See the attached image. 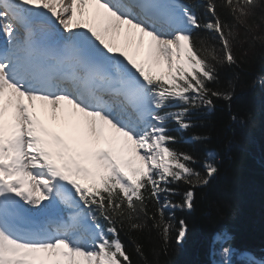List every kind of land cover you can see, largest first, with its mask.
Instances as JSON below:
<instances>
[{"label": "snow or ice", "instance_id": "6c2138e0", "mask_svg": "<svg viewBox=\"0 0 264 264\" xmlns=\"http://www.w3.org/2000/svg\"><path fill=\"white\" fill-rule=\"evenodd\" d=\"M204 7L202 18L178 0H0V264H133L120 231L148 221L165 245L173 231L182 243L187 224L173 213L193 210L218 153L205 154L201 175L168 125L187 130L193 110L231 101L238 77L226 91L210 85L238 66L237 26L259 28L249 21L264 0ZM232 251L222 246L217 264H232Z\"/></svg>", "mask_w": 264, "mask_h": 264}, {"label": "trees", "instance_id": "16d2710c", "mask_svg": "<svg viewBox=\"0 0 264 264\" xmlns=\"http://www.w3.org/2000/svg\"><path fill=\"white\" fill-rule=\"evenodd\" d=\"M179 2L202 18L205 16L204 0ZM217 11L222 20L233 23L226 9L218 7ZM261 15L264 9L258 8L250 19V23L254 19L260 25L252 32L237 26L233 52L238 66L219 68V84L210 85L226 91L227 81L238 77L231 101L215 100L210 112L203 107L193 110L192 126L187 130L175 122L168 125L169 134L176 137L171 146L192 155L197 161L192 167L201 175H205L202 164L207 151L218 153V172L207 185L193 189V210L177 209L173 213L177 222L183 219L187 224L186 236L177 244L173 231L165 245L151 221L143 230L120 231L133 264H210L211 238L223 229L231 237L229 246L264 259V41L252 39L264 34V24L258 18ZM195 34L205 35L202 31ZM233 114L237 121L231 120ZM194 136L207 139L195 140ZM188 187L182 182L178 185L181 194ZM181 199L182 195L172 197L173 202ZM150 210L155 212V206ZM137 244L141 245L143 256L137 254Z\"/></svg>", "mask_w": 264, "mask_h": 264}, {"label": "rangeland", "instance_id": "374dc122", "mask_svg": "<svg viewBox=\"0 0 264 264\" xmlns=\"http://www.w3.org/2000/svg\"><path fill=\"white\" fill-rule=\"evenodd\" d=\"M133 53H134V51H133ZM133 53H131L130 56H132ZM142 54L143 53L141 52L140 55H136V56H134V58L137 59V61H139L140 59H142ZM164 71H165V69H160V70L159 69H155L154 70V74H160V73H162ZM51 127H52V129L54 131H58V132L60 131L59 127L57 125H55V124H53ZM202 169L204 170L203 164H202ZM224 233L225 232H220V233L215 234L213 236L212 240H211L212 243L210 244V253H209L210 264H217V261L220 260V256H219L220 249L222 248V246H228V245H226V243H224L221 240V236ZM250 258H251V256L248 255V254L238 253L235 250L232 251V255H231L232 264H235L236 262H245V263H247Z\"/></svg>", "mask_w": 264, "mask_h": 264}, {"label": "bare ground", "instance_id": "6f19581e", "mask_svg": "<svg viewBox=\"0 0 264 264\" xmlns=\"http://www.w3.org/2000/svg\"><path fill=\"white\" fill-rule=\"evenodd\" d=\"M65 4L69 3L70 0H64ZM87 20V16L84 17V21ZM83 22V21H82ZM4 39L3 37V33L0 32V41H2ZM145 41H146V38H145ZM116 43L119 45V50H122V51H125L127 54L131 55V53H133L134 51V48L133 47H126L125 44H124V39H123V34H121L120 37L117 38V41ZM141 52L143 53V50H141ZM160 69H164V68H160ZM159 69V70H160ZM155 70V69H154ZM37 105H38V108H39V102H37ZM50 124V126H52L53 124L50 122V121H47ZM60 129V128H59ZM58 130V129H57ZM61 131V129H60Z\"/></svg>", "mask_w": 264, "mask_h": 264}]
</instances>
